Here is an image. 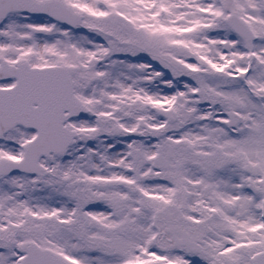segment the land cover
I'll return each mask as SVG.
<instances>
[{
    "label": "snow or ice",
    "instance_id": "snow-or-ice-1",
    "mask_svg": "<svg viewBox=\"0 0 264 264\" xmlns=\"http://www.w3.org/2000/svg\"><path fill=\"white\" fill-rule=\"evenodd\" d=\"M0 264H264V0H0Z\"/></svg>",
    "mask_w": 264,
    "mask_h": 264
}]
</instances>
